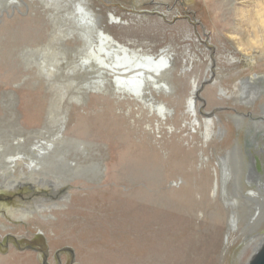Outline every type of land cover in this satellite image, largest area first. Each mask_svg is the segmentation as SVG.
<instances>
[{
	"label": "rangeland",
	"instance_id": "1",
	"mask_svg": "<svg viewBox=\"0 0 264 264\" xmlns=\"http://www.w3.org/2000/svg\"><path fill=\"white\" fill-rule=\"evenodd\" d=\"M78 4L117 44L172 53L145 98L165 121L76 70ZM263 244L264 0H0V264H249Z\"/></svg>",
	"mask_w": 264,
	"mask_h": 264
},
{
	"label": "bare ground",
	"instance_id": "2",
	"mask_svg": "<svg viewBox=\"0 0 264 264\" xmlns=\"http://www.w3.org/2000/svg\"><path fill=\"white\" fill-rule=\"evenodd\" d=\"M49 4H55L56 2H61L63 0H46ZM81 3V2H79ZM77 10L75 13L68 15L71 20L75 21L77 29L79 30V35L81 37L80 41L84 43V52L82 57L79 60V64L76 66V70H94V72L98 73L100 77L104 79L102 83L103 87H105V82L110 80L112 93L120 98V100H128L141 104L144 108H148L152 111V113H158L161 115V122L165 121L166 116L164 115V111H167L165 104L153 105L146 104L145 98L147 95L152 96V89L147 90V86L153 85L154 91L156 93L158 90H168L167 86L157 87L156 81L163 75V71H165L172 64V53H162L160 56H154L149 52H143V50L134 51L125 45H119L115 42L114 38L108 34H106L102 29L96 31V19L95 15L92 11L88 10L81 4H78L76 7ZM110 23L123 25L125 22L114 15H111ZM211 62L207 73L212 72ZM143 66H148L144 68ZM54 70V67H51ZM51 68H48L46 64L41 66V69L47 71L49 73ZM164 70H161L163 69ZM213 73V72H212ZM214 75V74H213ZM111 76V77H110ZM217 85V84H216ZM202 84L199 83L197 79H193L192 81V93L188 99V115L190 116L192 122L191 126L194 130L198 127H201L202 123L199 118V111L197 108L195 95L196 90L199 89ZM157 87V89H156ZM153 91V92H154ZM219 92L224 96H227L226 90L219 86ZM216 116V115H215ZM159 126V123L157 124ZM205 141L211 140L214 136H218V132L214 128V119H206L205 123ZM224 129H220V132H223ZM241 141H236L235 145L231 144L230 149L227 152H230L232 148L236 145L239 146ZM36 147H40L39 150L43 151L44 146L38 145ZM17 156H13L7 158V162L9 167H13V165L17 164ZM37 170V169H33ZM216 183L213 189V194L215 195L219 188V173L216 172ZM17 181L8 182V184H15ZM18 184V183H17ZM250 194H246V197H253L251 190H249ZM244 194V193H243ZM253 199V198H252ZM42 207V206H41ZM26 217V216H25ZM234 211L230 210L229 215V230L226 234L227 243L229 242V238L231 234L234 232L237 227L236 219H235ZM32 221V220H31ZM31 224V222H30ZM259 248V247H258ZM259 250V249H258ZM256 250V252L258 251ZM33 258L31 254L26 255L23 258L25 264H30L28 259ZM24 264V263H20Z\"/></svg>",
	"mask_w": 264,
	"mask_h": 264
},
{
	"label": "water",
	"instance_id": "3",
	"mask_svg": "<svg viewBox=\"0 0 264 264\" xmlns=\"http://www.w3.org/2000/svg\"><path fill=\"white\" fill-rule=\"evenodd\" d=\"M249 264H264V244L254 254Z\"/></svg>",
	"mask_w": 264,
	"mask_h": 264
}]
</instances>
